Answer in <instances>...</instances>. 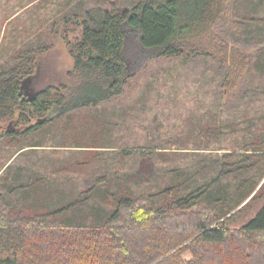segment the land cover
<instances>
[{
	"label": "trees",
	"instance_id": "1",
	"mask_svg": "<svg viewBox=\"0 0 264 264\" xmlns=\"http://www.w3.org/2000/svg\"><path fill=\"white\" fill-rule=\"evenodd\" d=\"M237 1L244 11L236 32L219 30L230 24V0H137L78 9L74 18L80 34L65 38L73 59L65 80L34 88L32 81L41 75L37 59L50 43L29 46L21 63L0 71V140L29 136L70 111L121 97L144 50L156 58H210L218 64L219 97H241L249 73L264 72V38L253 36L255 12L264 0ZM243 28L246 34L241 31L239 37ZM17 112L27 124L19 133L5 126ZM79 144L74 146L87 147ZM146 147L116 150L114 159L131 160V165L118 167L107 157L98 158L103 163L71 187L60 173L51 180L12 160L0 175L9 172L12 180L0 188V264L264 263V205L240 230L228 227L230 213L260 182L227 179L264 161V139L235 163L218 161V174L198 183L199 172L192 176L182 166L161 164L164 151ZM25 149L14 159L36 151ZM57 166L58 171L66 168ZM260 171L264 178V166ZM187 252L192 258H184Z\"/></svg>",
	"mask_w": 264,
	"mask_h": 264
},
{
	"label": "rangeland",
	"instance_id": "2",
	"mask_svg": "<svg viewBox=\"0 0 264 264\" xmlns=\"http://www.w3.org/2000/svg\"><path fill=\"white\" fill-rule=\"evenodd\" d=\"M135 1L0 0V71L3 67L7 69L21 63L29 46L36 48L42 43H50V50L42 52L37 59L41 75L40 81L38 78L32 81L34 88L65 80L66 72L73 66L65 38L74 39L80 34L74 12L99 4L110 8L113 2L129 5ZM236 1L230 0L226 16L230 18V24L224 23L219 27L220 31L229 32L230 27L237 31L236 22L244 8ZM255 17L253 23L257 25L253 36L264 38V6L255 12ZM241 31L246 34L244 28L237 34ZM17 55L21 58L16 60ZM149 55L146 50L140 53L132 66L135 74L121 97L70 111L55 124L29 136L0 140V175L14 160L15 165L25 166L27 171L39 170L51 180L60 173V179L71 187L103 163L98 159L100 157H107L111 163L122 167L133 162L122 163L114 159L116 150L158 146L166 154L161 156L165 160L159 158L161 164L182 166L192 176L199 172L198 183L218 174L221 168L218 161L235 163L244 158L242 152L251 150L264 139V72L251 71L243 95L224 100L219 97L220 76L214 60ZM9 124L18 133L27 128L26 123L19 121L18 112L5 126ZM78 142L87 147L84 150L75 147ZM38 143L45 147L31 146ZM23 146L36 151L22 153L14 159ZM96 152L105 153L97 155ZM77 161L87 166H79ZM257 161L254 169L244 175L231 174L227 178L233 184L246 178L260 182L251 196L230 213L228 227L231 230H240L264 205V178L260 171L264 161ZM60 164L66 168L58 171ZM11 182L9 172L5 173L0 177V188ZM250 184L251 181L248 186ZM256 236L260 238L261 235ZM192 256L187 252L184 258Z\"/></svg>",
	"mask_w": 264,
	"mask_h": 264
},
{
	"label": "water",
	"instance_id": "3",
	"mask_svg": "<svg viewBox=\"0 0 264 264\" xmlns=\"http://www.w3.org/2000/svg\"><path fill=\"white\" fill-rule=\"evenodd\" d=\"M47 119H48V116H46V117H42V118H40V119L38 120V122H39V123H43V122H45Z\"/></svg>",
	"mask_w": 264,
	"mask_h": 264
}]
</instances>
